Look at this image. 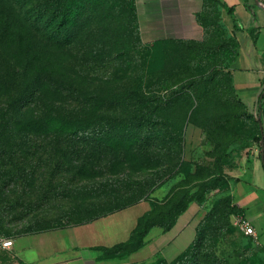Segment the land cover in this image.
Returning a JSON list of instances; mask_svg holds the SVG:
<instances>
[{
  "label": "rangeland",
  "instance_id": "374dc122",
  "mask_svg": "<svg viewBox=\"0 0 264 264\" xmlns=\"http://www.w3.org/2000/svg\"><path fill=\"white\" fill-rule=\"evenodd\" d=\"M91 5L89 31L71 47L63 73L74 88L86 92L90 117L95 119L99 111L105 117V129L113 134L106 138L105 159L98 168L86 166L79 172L61 154L58 161L48 160L43 145L49 139L33 133L14 139L32 147L23 146L14 159L13 143L6 134L1 137L0 240L82 225L142 202L152 207L150 225L168 227L194 206L199 209L196 239L173 262L151 258L149 249L136 259L125 251L96 249L71 250L43 264H264V236L263 246L245 236L238 216L231 213L244 142L256 137L257 114L231 91L226 67L234 43L221 7L205 2L200 41L146 44L139 37L135 0H91ZM29 7L18 10L22 18L31 19L35 3ZM6 74L13 78L14 68L0 72L1 77ZM140 92L160 97L157 104L163 106L153 117L157 130L147 149L133 143L148 139L145 130L135 132L129 122L130 99ZM11 94L6 89L0 94V117ZM117 125L130 127L134 136L128 138L130 131L119 132ZM111 138L128 140L116 145V158ZM129 142L130 152L125 150ZM142 153L150 157L142 160L137 156ZM44 160L48 163L42 164ZM16 161L25 176L20 182H14L20 176L11 166ZM59 161L65 163L57 175ZM8 263L19 264L14 259Z\"/></svg>",
  "mask_w": 264,
  "mask_h": 264
},
{
  "label": "trees",
  "instance_id": "16d2710c",
  "mask_svg": "<svg viewBox=\"0 0 264 264\" xmlns=\"http://www.w3.org/2000/svg\"><path fill=\"white\" fill-rule=\"evenodd\" d=\"M98 1L102 3L104 0ZM207 1L219 5L214 0H204L202 11ZM242 1L247 8H250L247 6V0ZM32 3H35V7L32 8V20L26 15L25 18H22L18 10L24 7L30 9L29 6ZM91 6V0H0V72L8 71L11 67L15 71L13 78H8L9 74L4 77L0 76V94L4 89L12 93L8 98L9 102L3 115L0 117V138L6 134V138L11 140L14 159L23 151L22 147L26 146V144L22 146L16 144L14 139L20 138L23 134L33 133L35 137L41 136L49 139V143L43 145L44 150L49 153L48 160L58 161V156L61 154L66 158V163L72 165L79 172L86 166L98 168L104 161L107 148L106 138L112 137L113 134L105 129V117L100 111L95 115V119L90 117L86 92L74 88L76 85L71 83L63 73V69L68 68V65L65 66L64 63L72 57L69 53L71 47H74L89 31L93 15L86 16V14L91 12ZM220 7L231 12V9L224 5ZM200 13L197 15L199 24ZM200 26L204 30L201 24ZM232 39L234 53L228 67L236 55L237 44L233 37ZM226 69L234 95L230 73L227 67ZM132 96L135 98L130 99V103H132L130 111L133 114L129 121L130 127L135 132L142 133L145 130L144 137L148 138L133 143H139L147 149L153 131L157 130L153 117L163 110L162 103L161 105L157 104L162 99L160 97L151 98L143 92L134 93ZM262 99L258 101L259 104L262 103ZM152 103L155 104L154 107L151 106ZM261 114L262 108L260 107L256 116L257 134L252 140L257 145H260L263 136ZM115 127L119 132L129 130L128 138L134 136L133 130H130L128 126L117 125ZM115 133L118 132L115 131ZM111 140L114 141L110 146L112 156L116 158V145L125 144L128 140L118 138H111ZM133 143L129 142L128 146H125V150L130 152ZM250 143L244 142L243 148ZM26 147L32 148L30 144H27ZM139 155L142 160L150 157L149 154H137V156ZM45 163L48 161H42V164ZM64 163L63 161L58 162L57 175L61 174V167L64 166ZM262 164L264 166V159ZM11 166L14 168L13 171L20 175L18 178H14V182L25 179L24 171L18 161L12 163ZM48 174L51 178V172ZM151 211L152 207L139 219L127 242L99 250L125 251L126 254L131 255L143 246L144 239L152 228L168 231L176 222L168 227L150 225L151 220L148 215ZM112 213L114 212L109 214ZM231 213L244 219L243 210L236 205L231 208Z\"/></svg>",
  "mask_w": 264,
  "mask_h": 264
},
{
  "label": "crops",
  "instance_id": "0c3cea01",
  "mask_svg": "<svg viewBox=\"0 0 264 264\" xmlns=\"http://www.w3.org/2000/svg\"><path fill=\"white\" fill-rule=\"evenodd\" d=\"M203 1L135 0L140 40L146 44L164 40H202L203 28L197 21V15L202 11ZM214 1L231 9L228 12L221 8L225 24L237 44L235 58L228 67L234 95L254 114L262 108L264 138V0H247L250 8L242 0ZM260 99L261 104L258 103ZM243 150L242 165L233 188L234 204L243 210L244 219L261 244L260 237L264 236L261 146L251 142ZM136 208H140L136 215L123 214ZM150 209L151 206L142 202L89 223L13 239L10 249L0 246V264L13 262V259L19 264H43L71 250H96L123 244L130 239L139 219ZM131 217L134 220L132 223ZM198 217L199 209L190 206L168 231L152 228L143 246L131 257L136 259L139 253L149 249L151 258L164 261L176 259L194 241ZM187 238L190 239L184 249L173 255L177 252L176 247L187 242Z\"/></svg>",
  "mask_w": 264,
  "mask_h": 264
},
{
  "label": "built area",
  "instance_id": "2783aa9c",
  "mask_svg": "<svg viewBox=\"0 0 264 264\" xmlns=\"http://www.w3.org/2000/svg\"><path fill=\"white\" fill-rule=\"evenodd\" d=\"M239 227L245 236L251 237L254 241L258 242L255 231L245 219L239 218ZM0 246L3 249H10L12 242L8 240H0Z\"/></svg>",
  "mask_w": 264,
  "mask_h": 264
},
{
  "label": "water",
  "instance_id": "95a60500",
  "mask_svg": "<svg viewBox=\"0 0 264 264\" xmlns=\"http://www.w3.org/2000/svg\"><path fill=\"white\" fill-rule=\"evenodd\" d=\"M260 146H261V156H260V158H261V161L264 159V155H263V149H264V138H263V136H262V139H261V141H260Z\"/></svg>",
  "mask_w": 264,
  "mask_h": 264
}]
</instances>
